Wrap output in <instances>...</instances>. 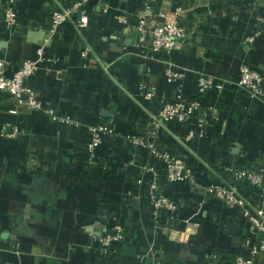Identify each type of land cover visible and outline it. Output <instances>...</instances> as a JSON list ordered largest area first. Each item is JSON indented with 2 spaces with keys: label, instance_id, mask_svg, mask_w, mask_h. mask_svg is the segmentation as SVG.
<instances>
[{
  "label": "crops",
  "instance_id": "1",
  "mask_svg": "<svg viewBox=\"0 0 264 264\" xmlns=\"http://www.w3.org/2000/svg\"><path fill=\"white\" fill-rule=\"evenodd\" d=\"M86 2L89 25L79 30L68 22L52 39L44 25L54 0H19V23L7 30L0 21L7 74L24 59H41L29 83L44 107L18 108L0 94V128L9 125L11 134L0 136V264H231L252 232L249 222L240 210L195 193L189 181L168 184L166 164L152 150L177 156L205 185L229 177L220 165L264 158V97L236 85L244 62L264 73V0ZM165 3L193 6L189 22L198 33L188 48L149 59L133 34L124 35L122 17L135 21L139 11L153 14ZM255 30L257 43L246 47L244 35ZM169 65L184 78L167 79ZM201 71L230 82L203 95L206 109L190 121L170 119L145 132L160 97L198 94ZM151 87L158 94L148 99ZM208 107H220L219 118ZM47 109L70 120L55 119ZM99 124L119 136L104 135L103 163L93 166L87 145L92 125ZM130 134L146 144L134 147ZM152 181L179 202L173 230L163 224L166 214L161 224L152 216ZM254 203L264 211V198ZM116 225L123 227L121 239L108 246L97 241Z\"/></svg>",
  "mask_w": 264,
  "mask_h": 264
},
{
  "label": "built area",
  "instance_id": "2",
  "mask_svg": "<svg viewBox=\"0 0 264 264\" xmlns=\"http://www.w3.org/2000/svg\"><path fill=\"white\" fill-rule=\"evenodd\" d=\"M86 1L74 0L64 4L59 0H54L49 23L44 25L49 39L59 36L64 25L68 22L73 23L79 30L89 25L90 17ZM194 12L195 9L191 5L173 6L165 3L159 12L153 14L139 11L135 21H131L128 15L123 16V32L125 36L133 34L134 43L145 49L147 58L154 59L157 55L170 54L174 50L185 49L190 46L191 36L198 33V25L189 22V17ZM19 18V0H0V21L5 29H12L19 23ZM259 34V30L245 34L243 44L249 48L253 47L258 41ZM43 52L44 47H40L38 53L42 55ZM88 53L89 48L83 52V56L88 55ZM40 60L30 58L22 60L13 67L11 75L6 73L10 62L6 59L0 61V94H8L18 108H44L42 101L37 97V93L29 83L39 70ZM165 74L167 79L172 81L184 78V73L171 65L166 68ZM228 82L230 80L227 78L216 77L201 71L195 81L198 94L193 98L180 97L176 100H168L164 96L160 97V109L157 114L151 115L145 132L156 131L165 121L170 119H176L180 122L190 121L206 109L207 104L202 100V96L213 88L221 92ZM236 85L253 97H264V73L251 67L249 63L244 62L240 65ZM141 87H147L146 80H143ZM157 94V89L151 87L147 90L146 97L152 99ZM208 110L219 118L220 107H208ZM47 111L55 119L70 120L68 117L56 115L51 109H47ZM8 128L9 125L0 128V136L9 137L11 134ZM91 132L92 138L87 148L90 161L93 166H96L102 161L99 148L103 143L104 135L109 134L111 139H117L119 134L104 124L92 126ZM126 139L134 147L146 144L139 135H126ZM152 154L154 158L164 160L168 184L177 181H189L192 183L194 192L201 194L204 199H219L228 206L240 210L243 217L248 219L252 231L251 235L243 242L241 250L233 255L231 264H257L260 259L264 258V211L258 204L254 203L255 197L264 198V158L247 165L237 163L220 165V168L228 173L229 177H222L221 180L205 185L195 179L192 169L177 156L162 152L155 147ZM147 199L156 223L161 224L162 216L166 214L168 217L163 224L173 230V225L178 217L179 202L168 197L156 181H152ZM193 224L199 226L197 222ZM122 237L123 227L116 225L113 233L97 237V241L108 246ZM219 257L218 253L213 254V261H218Z\"/></svg>",
  "mask_w": 264,
  "mask_h": 264
},
{
  "label": "trees",
  "instance_id": "3",
  "mask_svg": "<svg viewBox=\"0 0 264 264\" xmlns=\"http://www.w3.org/2000/svg\"><path fill=\"white\" fill-rule=\"evenodd\" d=\"M255 162H257V161H255ZM255 162H253V163H255ZM253 163H248V164H253ZM230 164V163H229ZM247 165V164H246ZM244 219H245V221H248V219L246 218V217H244ZM249 222V221H248ZM250 224V223H249ZM251 235V234H250ZM249 237V236H248ZM247 239V237L246 238H244V240H243V242L245 241ZM243 244V243H242ZM241 248H242V245H241ZM241 250V249H240Z\"/></svg>",
  "mask_w": 264,
  "mask_h": 264
},
{
  "label": "rangeland",
  "instance_id": "4",
  "mask_svg": "<svg viewBox=\"0 0 264 264\" xmlns=\"http://www.w3.org/2000/svg\"><path fill=\"white\" fill-rule=\"evenodd\" d=\"M93 126V125H92ZM101 154V153H100ZM88 159L90 160V154L88 155ZM101 159H102V155H101ZM91 162V161H90ZM105 162V161H104ZM100 163H103L102 161ZM92 165V163H90Z\"/></svg>",
  "mask_w": 264,
  "mask_h": 264
}]
</instances>
